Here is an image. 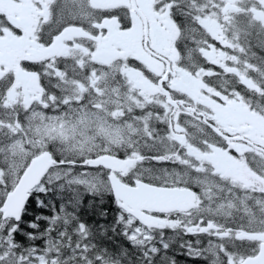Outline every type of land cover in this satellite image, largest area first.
Returning <instances> with one entry per match:
<instances>
[{
	"label": "snow or ice",
	"instance_id": "1",
	"mask_svg": "<svg viewBox=\"0 0 264 264\" xmlns=\"http://www.w3.org/2000/svg\"><path fill=\"white\" fill-rule=\"evenodd\" d=\"M0 264H264V0H0Z\"/></svg>",
	"mask_w": 264,
	"mask_h": 264
}]
</instances>
